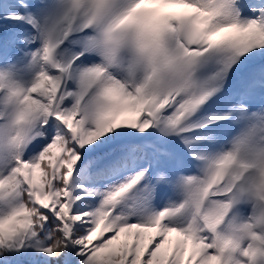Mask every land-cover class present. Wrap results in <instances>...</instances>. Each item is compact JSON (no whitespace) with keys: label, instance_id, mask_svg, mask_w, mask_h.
<instances>
[{"label":"snow or ice","instance_id":"obj_1","mask_svg":"<svg viewBox=\"0 0 264 264\" xmlns=\"http://www.w3.org/2000/svg\"><path fill=\"white\" fill-rule=\"evenodd\" d=\"M0 264H264V0H0Z\"/></svg>","mask_w":264,"mask_h":264}]
</instances>
